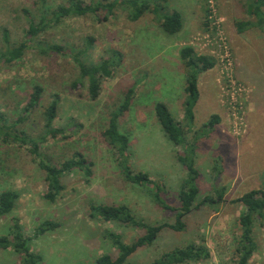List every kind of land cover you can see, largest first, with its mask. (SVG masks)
I'll return each mask as SVG.
<instances>
[{
	"label": "rangeland",
	"instance_id": "374dc122",
	"mask_svg": "<svg viewBox=\"0 0 264 264\" xmlns=\"http://www.w3.org/2000/svg\"><path fill=\"white\" fill-rule=\"evenodd\" d=\"M66 1L47 0L45 7ZM122 1L117 0L112 13L101 10L68 17L29 40V21H37L40 0H0V54L25 40L29 45L20 58L0 62L4 117L0 123L7 127L0 129L39 136L45 108L57 97L53 121L57 132L47 137L40 152L56 165L74 151L83 152L93 163L88 181L81 172L67 174L62 194L49 202L44 198V171L30 153V145L0 134V191L13 189L19 194L13 211L0 218V236L9 234L17 220L31 250L41 256L38 264H97L98 256L117 253L105 232L118 233L130 242L143 230L92 218L89 204H127L146 222L174 221L175 211L160 207L142 187L124 180L116 154L102 138L111 111L133 87L130 107L119 118V129L129 139L131 168L147 172L161 185L167 203L177 206L187 172L177 157L182 148L165 136L155 115V103L164 102L184 129L186 142L196 140L197 200L216 195L222 187L225 192L224 201L190 213L184 231L163 229L153 245L140 248L129 260L145 264L196 242L207 246L210 257L183 264H235L238 217L243 208L233 201L264 182V30L254 26L237 31V22L254 20L247 13L246 0H169L168 10H177L183 17V26L174 35L166 34L151 13L129 20ZM53 43L63 45L66 52L40 50ZM185 46L214 62L198 77L192 128L186 125L183 111L187 69L179 53ZM114 49L122 53L121 62L111 76L101 79L99 95L91 99L87 81L80 79L78 65L68 53L81 51V59L91 64L109 57ZM36 85L42 88L41 96L37 105L26 110ZM211 115L219 121L204 128ZM45 220L58 226L36 234ZM253 236L257 248L248 264H264V222L255 223ZM19 263L20 255L12 246L0 247V264Z\"/></svg>",
	"mask_w": 264,
	"mask_h": 264
},
{
	"label": "trees",
	"instance_id": "16d2710c",
	"mask_svg": "<svg viewBox=\"0 0 264 264\" xmlns=\"http://www.w3.org/2000/svg\"><path fill=\"white\" fill-rule=\"evenodd\" d=\"M116 2L117 0L108 3H103V0H95L90 3H86L83 0H67L54 8H50L45 7L47 6V0H40L39 17L37 21L32 20V18L30 19L27 29V39L30 40L46 32V30L60 24L68 17L97 14L101 10H106L108 14L112 13ZM122 2L127 9V17L131 21L138 20L143 14L148 12L153 15L154 20L158 22L161 29L168 35L178 33L183 26L182 14L177 10H168L167 3L169 0H124ZM246 7L248 15L254 17V20L237 22V31L243 32L254 26L264 30V0H246ZM3 36L5 42L8 43V33L6 30ZM28 46L26 40L12 47L7 46L0 54V62H11L20 58ZM40 50L45 53L66 52L63 45L56 43L48 44L45 49L40 48ZM85 50H87V47ZM68 54L72 55L73 60L78 65L80 79H86L87 92L91 99L97 98L101 79L112 75L113 70L121 62L122 57V53L114 49L111 51L109 57H102L96 63L87 64L81 59V51ZM179 54L187 69L184 88L185 99L183 102L184 121L188 127L192 128L195 117L194 106L199 97L198 77L203 71L212 68L214 62L206 55L197 54L189 46L183 47ZM41 92V86L36 85L30 94L26 110L37 105ZM133 93V87L128 89L122 97L121 102L111 111L107 126L102 133V138L116 154V166L124 180L142 187L160 207L175 211V219L171 223L152 224L142 218H138L127 204H89V216L92 218L98 217L104 221L116 222L143 230L139 236L130 242L123 241L122 236L118 233L112 231L105 232V237L110 239L116 247L117 253L116 255L104 253L98 256L96 258L97 264H135L129 260V257L140 248L153 245L163 229L184 231L187 226L186 219L190 213L200 209L204 205H216L224 201L225 187L219 189L221 192L217 191L216 195L208 194L201 200H197L199 196L197 183L199 171L195 166L196 140L191 143L186 142L184 129L172 116L167 104L164 102L155 103V115L165 136L176 146L182 148L181 153L177 157L187 172L178 193L177 206L173 207L167 203L161 195L163 191L161 185L153 181L147 172L135 171L131 168L129 139L126 133L119 129V118L129 109ZM57 109L58 99L54 97L43 113L44 129L43 133L39 136H30L23 130L4 133L2 132L4 129H0V134L4 133L12 141H19L22 144L30 145V153L33 154L38 166L44 171V181L46 184L44 198L49 202L56 201L62 194L65 188L63 178L67 174L73 171L81 172L86 181L93 175V163L81 151H74L70 157L65 158L57 165L53 164L46 155L40 152V147L46 142L47 137L55 135L57 132L53 128ZM2 120H4V117L0 112V121ZM218 121L217 115H211L210 119L204 123V128H212ZM0 127H4L5 130L7 129L1 123ZM18 197V192L13 189L0 191V218L13 211ZM233 202H239L243 208L238 217L239 235L235 240V264H248L257 248L253 236L254 225L258 221L264 222V182L261 187L248 190ZM57 226V222L45 220L38 225L36 234H42L55 229ZM10 246L20 255L19 264H38L41 261V256L31 250L29 239L24 235L22 227L17 220H13L9 228V234L0 236V247L5 249ZM209 257L210 252L206 245L189 242L185 246L164 252L160 257L145 264L193 263L208 259Z\"/></svg>",
	"mask_w": 264,
	"mask_h": 264
}]
</instances>
